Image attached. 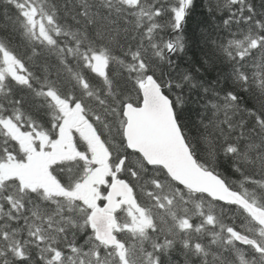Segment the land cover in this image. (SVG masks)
Listing matches in <instances>:
<instances>
[{
  "label": "snow or ice",
  "instance_id": "snow-or-ice-1",
  "mask_svg": "<svg viewBox=\"0 0 264 264\" xmlns=\"http://www.w3.org/2000/svg\"><path fill=\"white\" fill-rule=\"evenodd\" d=\"M0 264H264V0H0Z\"/></svg>",
  "mask_w": 264,
  "mask_h": 264
},
{
  "label": "trees",
  "instance_id": "trees-1",
  "mask_svg": "<svg viewBox=\"0 0 264 264\" xmlns=\"http://www.w3.org/2000/svg\"><path fill=\"white\" fill-rule=\"evenodd\" d=\"M203 18V13L200 12L199 10L195 11L193 13L192 19L190 20L189 23V35L195 39V33L197 31L198 26L200 25V22Z\"/></svg>",
  "mask_w": 264,
  "mask_h": 264
}]
</instances>
